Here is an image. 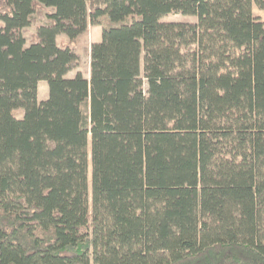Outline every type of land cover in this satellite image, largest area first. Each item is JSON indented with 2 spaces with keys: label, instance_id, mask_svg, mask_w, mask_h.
Wrapping results in <instances>:
<instances>
[{
  "label": "trees",
  "instance_id": "obj_1",
  "mask_svg": "<svg viewBox=\"0 0 264 264\" xmlns=\"http://www.w3.org/2000/svg\"><path fill=\"white\" fill-rule=\"evenodd\" d=\"M254 7L0 0V264H264Z\"/></svg>",
  "mask_w": 264,
  "mask_h": 264
},
{
  "label": "rangeland",
  "instance_id": "obj_2",
  "mask_svg": "<svg viewBox=\"0 0 264 264\" xmlns=\"http://www.w3.org/2000/svg\"><path fill=\"white\" fill-rule=\"evenodd\" d=\"M254 14H258V10H256V7H254ZM163 20H195V16L193 15H184L181 13L177 12H170L162 17ZM36 24L31 23L30 26H28L27 30L28 31H33L35 28ZM27 35V33H26ZM101 36V26L98 24H88L86 29L79 34L76 37L75 41V50L78 53V66L76 68L71 69L73 72L75 71H81V73L84 75L85 73H89V53L87 49L90 47L91 43L99 41ZM61 38H64V35H60L58 37V40ZM44 97L42 94V89H39V98ZM14 114L16 116H21L22 115V109L21 108H16L14 109ZM90 204V200H89ZM91 264H93L91 262Z\"/></svg>",
  "mask_w": 264,
  "mask_h": 264
},
{
  "label": "crops",
  "instance_id": "obj_3",
  "mask_svg": "<svg viewBox=\"0 0 264 264\" xmlns=\"http://www.w3.org/2000/svg\"><path fill=\"white\" fill-rule=\"evenodd\" d=\"M256 10H258V11H259L258 14H259L262 18H264V10H262V9H257V8H256ZM75 73H76L75 70H74L73 72H72L71 70H69V71L67 72V76H72V75H74ZM84 76H85V77H88V76H89V73H85ZM39 89H42V94L44 95V97L39 98ZM47 94H48V86H47V82L44 81V80H40V81L38 82V87H37V96H38V99L41 100V99L46 98V97H47Z\"/></svg>",
  "mask_w": 264,
  "mask_h": 264
}]
</instances>
